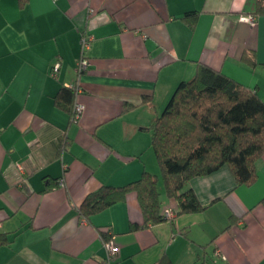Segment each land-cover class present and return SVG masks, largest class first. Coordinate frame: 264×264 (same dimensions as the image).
Returning <instances> with one entry per match:
<instances>
[{"label":"crops","instance_id":"obj_1","mask_svg":"<svg viewBox=\"0 0 264 264\" xmlns=\"http://www.w3.org/2000/svg\"><path fill=\"white\" fill-rule=\"evenodd\" d=\"M255 3L0 0V264H105L104 230L120 249L113 264L164 255L175 264H264V154L251 186L237 185L228 166L194 177L201 212L146 226L136 192L90 218L79 211L103 185L158 175L148 127L197 61L261 92L264 16L255 26L240 20ZM83 34L92 36L90 65L79 76ZM77 81L84 110L72 122L55 98Z\"/></svg>","mask_w":264,"mask_h":264},{"label":"trees","instance_id":"obj_2","mask_svg":"<svg viewBox=\"0 0 264 264\" xmlns=\"http://www.w3.org/2000/svg\"><path fill=\"white\" fill-rule=\"evenodd\" d=\"M252 13L264 16V0H256ZM187 16L195 19L197 13ZM55 100L70 114L71 121H76L77 91L64 86ZM151 100V95H145L143 102ZM148 129L165 193L176 201V209L171 208L173 215H166L163 209L158 175L144 171L140 178L124 185H103L89 193L79 209L83 217L90 218L123 200L129 192H136L144 225L158 224L205 208L189 185L194 177L228 166L237 185L251 186L257 180V162L264 154V99L222 70L197 61L194 76L177 85ZM140 227L133 225L135 230ZM102 235L106 241L112 238L107 230ZM6 241L0 236V245ZM156 264L175 263L164 255Z\"/></svg>","mask_w":264,"mask_h":264},{"label":"built area","instance_id":"obj_3","mask_svg":"<svg viewBox=\"0 0 264 264\" xmlns=\"http://www.w3.org/2000/svg\"><path fill=\"white\" fill-rule=\"evenodd\" d=\"M240 20L247 22L251 26L257 25V16H255L254 14H243L240 16ZM91 40H92V36L90 34H83L81 37L82 56L76 66V72L78 73L79 76L81 75V73L86 71L90 65L88 58L85 56V50H87L90 47ZM60 66H61L60 61H56L51 70L52 76H57V72L59 71ZM69 87L74 88L77 91V94L80 92L79 81H77L75 84H70ZM83 110H84V105L76 101L74 105V118L76 120H78ZM63 184L64 182L62 181V185ZM165 211H166V215L168 216L173 215V211L171 208H166ZM104 245L107 248V256L105 258V264H113L120 251L119 246L114 242L113 237L107 241L104 240Z\"/></svg>","mask_w":264,"mask_h":264},{"label":"rangeland","instance_id":"obj_4","mask_svg":"<svg viewBox=\"0 0 264 264\" xmlns=\"http://www.w3.org/2000/svg\"><path fill=\"white\" fill-rule=\"evenodd\" d=\"M255 76L258 78V79H260V83H261V92H258L259 93V96L262 98V99H264V69H262V68H259V69H257V72H256V74H255ZM191 78L193 77V76H190ZM188 78V79H191V78ZM162 111V110H161ZM149 128V127H148ZM153 153V155H154V157L156 156L155 155V153H154V151H152ZM155 160L157 161V159H156V157H155ZM158 162V161H157ZM157 165H158V163H157ZM159 166V165H158ZM159 173H158V179H159V188H160V191H161V193H162V196H166V194H165V190H164V184H163V180H162V173H161V168L159 167Z\"/></svg>","mask_w":264,"mask_h":264}]
</instances>
